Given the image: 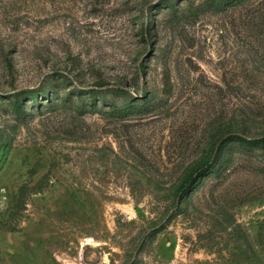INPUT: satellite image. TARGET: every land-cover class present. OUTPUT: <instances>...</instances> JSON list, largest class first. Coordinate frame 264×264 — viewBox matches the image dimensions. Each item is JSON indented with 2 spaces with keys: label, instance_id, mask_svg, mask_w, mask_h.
Segmentation results:
<instances>
[{
  "label": "rangeland",
  "instance_id": "obj_1",
  "mask_svg": "<svg viewBox=\"0 0 264 264\" xmlns=\"http://www.w3.org/2000/svg\"><path fill=\"white\" fill-rule=\"evenodd\" d=\"M212 1L0 0V264H264L258 151L182 190L264 136V0Z\"/></svg>",
  "mask_w": 264,
  "mask_h": 264
},
{
  "label": "trees",
  "instance_id": "obj_2",
  "mask_svg": "<svg viewBox=\"0 0 264 264\" xmlns=\"http://www.w3.org/2000/svg\"><path fill=\"white\" fill-rule=\"evenodd\" d=\"M243 0H213L211 2V5L219 8V7H227L231 5H235ZM51 77V80L47 83V85H42L40 87L39 91H36V93L33 92H27L26 94L30 95V101H38V95L41 94L42 97H47V100L54 99L56 94L60 91L58 86V83H61V81L67 80V77L62 76H49ZM55 86V87H50ZM50 92H49V90ZM54 88V89H53ZM125 93V89L123 87H117L115 89H109V90H89L88 92H85V95L82 96L80 93L78 94V100H77V109H82L86 107H96V104L94 101L96 99L100 101H106L107 94H111L112 96H119ZM52 95H54L52 97ZM13 107L17 114H21L22 111L25 110V106L23 104L24 95H21L20 93L13 94ZM87 97L92 98L93 102L89 104ZM144 101H149V96H145L142 98ZM54 101V100H53ZM144 104H142L143 106ZM131 109L130 105L125 106H114L112 109V113L115 114H125L127 111ZM255 151L259 152L261 156L264 157V136L262 137H255V138H248L243 137L237 134H233L229 137H223L219 141V145L216 148V155L215 158H213L211 161H208L203 166L196 169L195 174L191 175L186 179V183H184V186L182 187V190L188 189L190 186H195L198 184L200 179L204 177L205 175L214 174V176H219L220 173H222L223 169L226 168L231 160L232 155L236 153L237 151ZM182 195L184 194V197L187 196L186 192H182ZM155 235V234H153Z\"/></svg>",
  "mask_w": 264,
  "mask_h": 264
}]
</instances>
